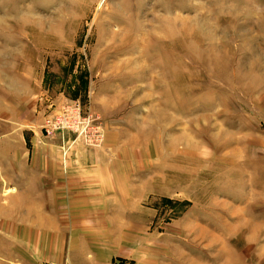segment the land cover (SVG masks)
Returning a JSON list of instances; mask_svg holds the SVG:
<instances>
[{
    "label": "rangeland",
    "instance_id": "374dc122",
    "mask_svg": "<svg viewBox=\"0 0 264 264\" xmlns=\"http://www.w3.org/2000/svg\"><path fill=\"white\" fill-rule=\"evenodd\" d=\"M45 96L89 130L46 136ZM61 139L106 162L80 215L116 264H264V0H0V264H47L8 156Z\"/></svg>",
    "mask_w": 264,
    "mask_h": 264
},
{
    "label": "crops",
    "instance_id": "0c3cea01",
    "mask_svg": "<svg viewBox=\"0 0 264 264\" xmlns=\"http://www.w3.org/2000/svg\"><path fill=\"white\" fill-rule=\"evenodd\" d=\"M47 99L45 96V110H49L47 117L52 118L58 111V102ZM53 146L54 143L46 142L43 153L35 152L24 160L16 151L8 156L17 175L7 177L15 186L7 192L20 201L10 210L17 217L15 225L30 233V238L23 236V241L34 247L35 254L47 264H116V254L110 252L109 244L98 241L100 237L80 215L90 208L87 197L103 191V186L91 187L90 179L99 178L101 184L104 178L97 176L104 171L105 160L100 157L96 161L89 155L69 156L62 139L58 150Z\"/></svg>",
    "mask_w": 264,
    "mask_h": 264
},
{
    "label": "built area",
    "instance_id": "2783aa9c",
    "mask_svg": "<svg viewBox=\"0 0 264 264\" xmlns=\"http://www.w3.org/2000/svg\"><path fill=\"white\" fill-rule=\"evenodd\" d=\"M90 116L85 117L81 112L80 104L75 101L67 105L61 104L58 111L51 119H47L44 126L46 136L53 135L56 131L61 134L65 132H78V130H89Z\"/></svg>",
    "mask_w": 264,
    "mask_h": 264
}]
</instances>
